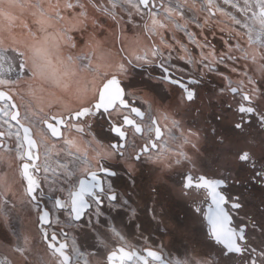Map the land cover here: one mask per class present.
<instances>
[{
	"label": "flooded vegetation",
	"instance_id": "obj_1",
	"mask_svg": "<svg viewBox=\"0 0 264 264\" xmlns=\"http://www.w3.org/2000/svg\"><path fill=\"white\" fill-rule=\"evenodd\" d=\"M135 1L145 12L142 25L152 43L145 22L151 12H164L170 3L181 5L179 2H183L154 0L158 8H150L147 12L139 0ZM187 2L193 5L198 0ZM172 8L178 10L175 6ZM176 14L180 16L179 12ZM207 21L205 19L206 24ZM116 28L120 41L118 23ZM179 35L182 41L187 40L184 32ZM187 46L190 55H195L193 44ZM213 50L219 51V58L216 60L217 55L208 52V60H211L208 64L202 59L200 63L174 57L166 62L164 54L155 47L152 56H146L141 64L129 61L135 73L127 75V108L116 104L110 111H98L77 120H72L69 114L58 140L64 139L66 130L69 138L81 135L78 124L87 116L92 117L91 124L99 137L94 140L99 156L95 168L76 177L65 205L45 190L39 169L36 175L40 181L39 202L32 203L38 207L36 228L46 247L38 227L41 205L48 209L50 223V201L58 210L68 209L71 218V191L80 177L92 173L99 176L100 184L92 181L93 194L86 196L89 206L84 215L93 208L105 210L126 188L125 174L117 173L114 166L124 164L121 159L127 149V225L138 222L141 228L158 229L151 245L127 246V255H133L127 264H155L149 254L156 252L162 259L175 264L168 253L178 254L181 226L189 228L191 252L194 257L205 260V264H264V60L262 57L243 59L236 55L227 59L222 48ZM128 87L136 96L128 94ZM124 117L127 126L123 125ZM19 118L28 124L21 119V112ZM44 120L54 123L51 116L43 119L42 124ZM28 125L39 147L34 129ZM112 125H121L125 134L123 148L119 147V135L111 131ZM167 129L174 131V139H177L171 149L161 143L167 136ZM47 136L52 138L48 132ZM4 138L5 135L0 138L2 143ZM183 151L186 154L183 155ZM112 154L120 160L112 161ZM38 155L40 158V147ZM39 162L40 159L37 167ZM96 185H101V191H96ZM120 210L125 208L117 211ZM46 228L48 235L53 233L49 226ZM58 230L62 233L56 234L66 241V252L73 260L68 233ZM116 246L108 252L116 251ZM135 253L140 257H135ZM104 259L107 264L106 255Z\"/></svg>",
	"mask_w": 264,
	"mask_h": 264
},
{
	"label": "rangeland",
	"instance_id": "obj_2",
	"mask_svg": "<svg viewBox=\"0 0 264 264\" xmlns=\"http://www.w3.org/2000/svg\"><path fill=\"white\" fill-rule=\"evenodd\" d=\"M102 1V5L118 18V24H120L121 35L127 34V28L137 27L135 30L140 34H143L142 21L145 19V12L141 10L140 6L135 0L127 2V0H115L116 3ZM179 2L181 5L170 3L168 10L164 13L170 12L171 17L173 13L179 12L180 16L175 17L179 23L184 26L183 32L187 41H181L178 38L179 44L190 45L193 44L195 48V55L193 59L200 62L201 59L205 63L211 62L208 56V52L213 53L216 60L219 58V51L213 52V47L206 39H201L198 33L190 27L189 19L194 16L191 15L190 9L187 8L189 0H182ZM204 3L195 2V17L194 21L197 26L200 21L198 19H206L207 8H211L213 12L219 13L215 16L223 22H229L227 29L223 32L227 35L234 34V37L228 39L227 50L224 48L228 56L227 59L232 58L233 55L238 58H250V57H262L264 60V31L261 34L259 40H254L253 34L246 30L241 29L240 22L236 18H232L228 13L215 9L212 4H207V0H202ZM263 0L260 1V5ZM101 4V3H100ZM172 6L178 8L173 11ZM189 7V6H188ZM128 12V13H127ZM221 13V14H220ZM225 15L229 16L226 17ZM205 15V16H203ZM2 11H0V17ZM170 17V18H171ZM129 18V19H128ZM179 18V19H178ZM147 33L154 39V44H158L160 47L161 37V16L153 11L150 14V18L145 21ZM144 22V23H145ZM170 22V21H168ZM250 21H243L244 26ZM171 23H169L170 25ZM221 26L224 27V25ZM188 26L191 28L189 30ZM232 28H231V27ZM236 28V29H235ZM173 29V28H172ZM133 31V30H132ZM182 33V31H181ZM176 34V33H175ZM236 35H241L243 41L239 42ZM178 35H176L177 37ZM116 43L120 48H125L123 41H118V35L116 34ZM120 43V45H118ZM162 43V42H161ZM142 44L145 48H151L148 41L143 38ZM163 44V43H162ZM161 44V45H162ZM226 48V47H225ZM192 49V50H193ZM141 56V55H140ZM146 56L131 59L133 63L139 65L144 62ZM90 58L86 55H80L79 61L82 63L85 70L91 69ZM201 63V62H200ZM204 63V64H205ZM127 65V64H126ZM135 73L134 67L127 65L125 74L120 75L122 78V85L125 90V97L127 98V75ZM32 74L28 69L27 58L25 54L18 48L10 45H5L1 38L0 33V88L8 89L15 98L19 111L21 112V119L30 124L37 136L40 147V162L38 168L40 169V177L42 183H45V190L52 196L59 199V203L65 205L67 196L70 190L76 183V177L79 174H83L88 169L95 168V163L98 160L99 149L95 145V141L99 137L94 132V126H92V117L87 116L86 119L81 120L82 124H78L79 129L82 131L81 135H75L74 138H69L68 130L65 131L66 136L63 140L56 143H51L47 138V131L43 127L42 120L47 119L48 114L63 115L68 113L73 106L74 102L63 101H51V105L48 107V101L36 100L34 102L29 96L36 93L37 90L48 88L46 84H43V79H35L31 77ZM83 87L88 88L84 91V100L80 103H86L87 99H93L94 95L89 89V81L86 73L83 77ZM137 89L134 90V92ZM136 93V92H135ZM128 87V94L135 95ZM48 96V94H47ZM136 96V95H135ZM92 97V98H91ZM39 99V98H38ZM89 102V101H88ZM68 103V104H67ZM54 105V106H53ZM62 105V106H61ZM2 111L0 112V130L5 133V146L0 149V205L3 203L11 205L5 212L0 211V251L6 253L9 259V264H33L29 260L22 261V255L30 258L33 256L37 259L34 264H62L57 256L50 251L45 244L41 241V237L38 229L36 228V212L38 207L33 204L27 197L22 198L18 196L16 192L20 191L21 184L18 182V164L23 160V144L19 129L13 124L8 115L11 108L8 103L1 105ZM51 112H49L50 110ZM67 115V114H66ZM89 120V122H88ZM84 125V127H81ZM17 129V130H16ZM167 136L161 141L163 146H168L169 149L175 147L173 143H177L175 138V132L171 129H167ZM105 147H107L104 144ZM51 148V149H50ZM167 149V148H166ZM165 149V150H166ZM173 150V149H172ZM165 152V151H164ZM182 154H186L184 151ZM112 161L120 160L117 155L110 156ZM124 164L120 166H114L117 173L125 174V185L120 192L118 200L114 203H109L105 210L93 208L87 212L84 217L77 223L70 218L69 210L66 208H60L58 210L52 201L49 202V209L51 211V223L49 225L50 231L53 233L58 232V229H62L68 233V241L71 245V254L74 261L81 262L82 264H106L105 255L113 249L115 245H121L123 247L136 244L138 246L151 245L156 240L155 237L158 234V229L152 227H139L138 222L130 223L127 225V149L124 151V157L121 159ZM135 167H133L134 169ZM10 198V201H7ZM7 201V202H6ZM125 208V210H119V208ZM133 215V212L131 213ZM180 229V242L179 250L176 255L168 253L170 260L175 264H205V260L194 257L191 252V238L190 230L187 228ZM10 230V231H9ZM61 232V231H59ZM62 233V232H61ZM18 234L20 238L17 237ZM63 236V234H61ZM189 237V238H188ZM20 241L21 243L17 244ZM15 247V249H14ZM171 249H173L171 247ZM21 256V257H20ZM124 264H127L124 263Z\"/></svg>",
	"mask_w": 264,
	"mask_h": 264
},
{
	"label": "crops",
	"instance_id": "obj_3",
	"mask_svg": "<svg viewBox=\"0 0 264 264\" xmlns=\"http://www.w3.org/2000/svg\"><path fill=\"white\" fill-rule=\"evenodd\" d=\"M106 2L116 3L115 0ZM188 6L191 15L195 17V3L188 4ZM0 11H2L0 33L3 43L21 50L27 58L31 77L43 79V84L49 86L45 88L43 95L37 93L42 90H36V93L29 96L31 99L33 96L34 102L36 100L50 102L47 104L48 107L52 106L51 101L64 102L65 100V102L76 103L70 106L71 109L65 115L88 106L96 98L100 85L109 77H116L122 82L120 75L125 74L129 61H132L131 59L137 55L151 57L155 47L164 54L166 62L173 57L186 61L193 60L189 53V47L177 43L179 32L183 33L184 26L175 18L177 14L173 13V17H171L169 11L167 14L155 11L161 16L162 23L160 27L163 39L160 41V47L158 44H154L152 37L153 43L150 42L144 28L142 29L143 34H140L135 30L137 27H132V29L127 28V34L120 36L125 48H119L116 43L118 18L111 14L100 0H0ZM218 14L209 7L206 16L203 15L208 17L206 18L208 24L205 19L199 18L200 23L197 26L193 17L189 22L190 27L198 33L201 39H206L213 48H227L226 42L233 38L234 34L227 35L223 32L227 29V24L230 25V21L227 23L215 18ZM222 14L225 15V13ZM225 16L229 20L230 17L227 14ZM169 23L171 24L169 25ZM221 23L224 27L221 26ZM190 27L188 26L189 30H191ZM176 35L179 36L176 37ZM219 35H224V37L220 38ZM143 38L148 41L151 48L143 46ZM236 38L239 42L243 41L241 35H236ZM86 54L90 58L92 70H85L86 68L79 61V56ZM85 73L90 82L89 90L93 92L94 97L93 99L88 98L86 103L78 104L79 101L84 100V91L88 89L83 87ZM12 96L18 102L13 94ZM56 115L61 116L48 114V116ZM47 138L51 143L61 141L54 140L49 136ZM4 140L0 147L2 150L5 146ZM18 177H20L18 182L21 184V189L16 193L21 196V199L28 198L20 170ZM10 200L7 198V201ZM9 208H11L9 204L0 205L1 212H5ZM16 235L20 238L18 234ZM19 243L21 242L18 241L17 244ZM0 254L9 260L3 251ZM22 258H24L22 261L28 259L33 264L37 261L33 256L28 258L22 255Z\"/></svg>",
	"mask_w": 264,
	"mask_h": 264
},
{
	"label": "water",
	"instance_id": "obj_4",
	"mask_svg": "<svg viewBox=\"0 0 264 264\" xmlns=\"http://www.w3.org/2000/svg\"><path fill=\"white\" fill-rule=\"evenodd\" d=\"M142 7H145L147 12L150 8H158L154 6V0H139ZM260 15L264 21V6L260 9ZM8 103L11 111L8 115L9 120L17 126L20 132L21 141L23 144V160L19 164L20 175L24 181L25 193L33 203L39 202L37 196V189L40 187V181L37 178L39 168L36 166L39 155H38V143L33 136L31 127L21 122L20 112L16 101L13 99L12 94L0 88V112L2 111L1 105ZM121 108H127V101L125 99V90L121 82L116 77H109L99 87L97 92L96 100L90 105L79 109L78 111L72 112V120H77L79 117L83 119L86 115H95L98 111L107 112L114 108L115 105ZM133 111L134 109L131 108ZM54 123H50L48 120L43 121L44 128L48 134L55 140L61 139L62 129L65 128V122L69 118V114L65 115L64 118L61 116H51ZM123 125L127 126L126 117L123 118ZM111 131L115 135H119L121 143L120 148L124 147L125 134L121 131V125H112ZM3 132L0 131V138L3 139ZM155 137H158L156 134ZM2 141H0V147ZM95 180L97 184H100V178L97 175L88 173L86 176L80 177L76 187L71 191L70 196V212L73 221H79L85 211L88 209L89 202L86 196L93 194L92 181ZM96 191H101V185L95 186ZM96 198V197H94ZM41 202V201H40ZM50 224V214L48 209L42 204L38 214V227L43 235V241L47 244V247L59 258L62 264H80L79 262H73L71 256L66 252L67 244L64 239H60L56 233L47 234V226ZM50 240H48V238ZM56 243V244H54ZM135 252V250H133ZM148 252L147 250H145ZM150 258L155 261V264H170L167 260L162 259L159 253L155 255L149 254ZM135 257L140 256L135 253ZM133 258L132 254L127 255V248L117 245L116 251H110L106 254L107 264H124Z\"/></svg>",
	"mask_w": 264,
	"mask_h": 264
},
{
	"label": "built area",
	"instance_id": "obj_5",
	"mask_svg": "<svg viewBox=\"0 0 264 264\" xmlns=\"http://www.w3.org/2000/svg\"><path fill=\"white\" fill-rule=\"evenodd\" d=\"M261 0H207V4H212L215 9L228 13L232 18L239 20L241 29H245L247 34L250 31L254 40H259L264 31V21L260 15ZM204 3L202 0H198ZM250 21L244 26L243 21ZM0 264H8V260L0 254Z\"/></svg>",
	"mask_w": 264,
	"mask_h": 264
}]
</instances>
